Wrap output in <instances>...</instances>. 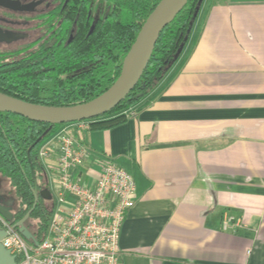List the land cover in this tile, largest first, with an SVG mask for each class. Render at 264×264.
<instances>
[{
	"label": "crops",
	"instance_id": "1",
	"mask_svg": "<svg viewBox=\"0 0 264 264\" xmlns=\"http://www.w3.org/2000/svg\"><path fill=\"white\" fill-rule=\"evenodd\" d=\"M126 113L56 130L134 179L122 264H264V0H204L180 56Z\"/></svg>",
	"mask_w": 264,
	"mask_h": 264
},
{
	"label": "trees",
	"instance_id": "2",
	"mask_svg": "<svg viewBox=\"0 0 264 264\" xmlns=\"http://www.w3.org/2000/svg\"><path fill=\"white\" fill-rule=\"evenodd\" d=\"M158 1L70 0V6L83 7L86 14L97 12V21L93 22L94 15L77 21L69 42L65 38L61 43L35 46L18 58L0 57V92L32 103L57 106L98 96L119 75L124 56ZM203 1L187 0L161 31L135 87L110 111L87 119L88 130L110 129L127 120V109L153 90L180 56L182 51L178 50L189 39ZM63 124L67 123L37 122L0 111V176L16 200L10 219L0 213V229L1 219L13 226L32 209L34 189L37 203L24 222L31 236L15 227L32 243L42 239L52 209V202L42 194L50 188L38 150Z\"/></svg>",
	"mask_w": 264,
	"mask_h": 264
},
{
	"label": "built area",
	"instance_id": "3",
	"mask_svg": "<svg viewBox=\"0 0 264 264\" xmlns=\"http://www.w3.org/2000/svg\"><path fill=\"white\" fill-rule=\"evenodd\" d=\"M73 123L80 129L88 125L87 120ZM38 157L46 173L44 161L54 162L49 166L57 183L54 201L37 244L1 219L6 231L1 243L15 264H122L120 230L136 195L132 175L109 159L92 158L65 128L41 144ZM232 223L225 215L223 227Z\"/></svg>",
	"mask_w": 264,
	"mask_h": 264
},
{
	"label": "water",
	"instance_id": "4",
	"mask_svg": "<svg viewBox=\"0 0 264 264\" xmlns=\"http://www.w3.org/2000/svg\"><path fill=\"white\" fill-rule=\"evenodd\" d=\"M186 3L187 0H159L157 2L142 23L134 42L124 56L119 75L98 96L86 102L57 106L32 103L0 92V111L19 114L32 121L49 124L87 120L110 111L135 87L148 64L161 31L174 19ZM182 49L183 45L180 46L178 53ZM48 191L45 190L42 194L45 198L50 199L51 195ZM32 192L34 195L33 209L38 197L34 189ZM32 209L12 226L13 228L19 226V230L27 237L31 235L24 227V222L29 217ZM3 216L8 219L11 218V216ZM5 235L6 231L3 228L0 229V264H15V256L11 255L1 243ZM34 243L37 244V242Z\"/></svg>",
	"mask_w": 264,
	"mask_h": 264
},
{
	"label": "flooded vegetation",
	"instance_id": "5",
	"mask_svg": "<svg viewBox=\"0 0 264 264\" xmlns=\"http://www.w3.org/2000/svg\"><path fill=\"white\" fill-rule=\"evenodd\" d=\"M69 1L0 0V46H7L0 50V57L18 58L35 46L61 43L65 38L69 42L77 21L93 15V22L97 21V12L86 14L83 7L70 6ZM15 204V198L3 191L0 183V206H10L14 211Z\"/></svg>",
	"mask_w": 264,
	"mask_h": 264
},
{
	"label": "rangeland",
	"instance_id": "6",
	"mask_svg": "<svg viewBox=\"0 0 264 264\" xmlns=\"http://www.w3.org/2000/svg\"><path fill=\"white\" fill-rule=\"evenodd\" d=\"M129 17H130V15H127V18H129ZM12 47L13 46H11L10 48H12ZM6 49H7V46H5V45L0 46V50L1 51H4ZM44 164H45V167H46V170H47V174H48V178H49L48 183H49L50 190L48 192L51 195V199H49V200L51 202H53L54 201L53 196L55 195V191H56L55 187L57 186V183H56V181H54L55 175H54L53 171L51 169H49L50 168L49 166H53L54 165V162L53 161L46 160V161H44ZM0 183L2 184V190L3 191H7V194L12 197L13 196L12 193L7 190L8 189L7 188V182L4 179H0ZM0 208H1L0 209V212L3 215H5L7 217L12 216V214H13L12 207H10V206H0Z\"/></svg>",
	"mask_w": 264,
	"mask_h": 264
}]
</instances>
